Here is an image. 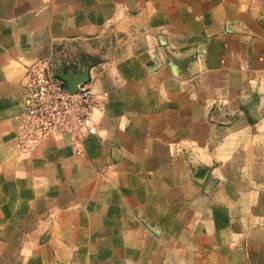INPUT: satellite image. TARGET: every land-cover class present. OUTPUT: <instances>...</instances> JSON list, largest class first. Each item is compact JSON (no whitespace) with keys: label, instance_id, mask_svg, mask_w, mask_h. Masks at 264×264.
I'll use <instances>...</instances> for the list:
<instances>
[{"label":"crops","instance_id":"1","mask_svg":"<svg viewBox=\"0 0 264 264\" xmlns=\"http://www.w3.org/2000/svg\"><path fill=\"white\" fill-rule=\"evenodd\" d=\"M51 58L105 95L79 154L17 148ZM0 264H264V0H0Z\"/></svg>","mask_w":264,"mask_h":264},{"label":"built area","instance_id":"2","mask_svg":"<svg viewBox=\"0 0 264 264\" xmlns=\"http://www.w3.org/2000/svg\"><path fill=\"white\" fill-rule=\"evenodd\" d=\"M58 62L54 58L40 60L26 69L24 111L16 130L17 148L22 153L31 151L46 137L68 135L73 151L79 154L85 140L97 134L93 117L105 95L96 96L91 83L82 80L76 91H71L62 77L65 75L58 73Z\"/></svg>","mask_w":264,"mask_h":264},{"label":"water","instance_id":"3","mask_svg":"<svg viewBox=\"0 0 264 264\" xmlns=\"http://www.w3.org/2000/svg\"><path fill=\"white\" fill-rule=\"evenodd\" d=\"M66 82L68 83V87L71 91H76V85L79 81L75 80L74 82L72 81V79H69L68 77L65 76H62Z\"/></svg>","mask_w":264,"mask_h":264}]
</instances>
